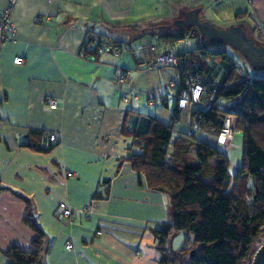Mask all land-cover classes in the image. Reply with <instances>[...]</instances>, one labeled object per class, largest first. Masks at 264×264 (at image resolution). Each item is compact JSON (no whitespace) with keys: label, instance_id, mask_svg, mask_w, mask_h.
Instances as JSON below:
<instances>
[{"label":"crops","instance_id":"1","mask_svg":"<svg viewBox=\"0 0 264 264\" xmlns=\"http://www.w3.org/2000/svg\"><path fill=\"white\" fill-rule=\"evenodd\" d=\"M8 3L0 0V12ZM193 9L219 28L264 25V0H15L14 41L0 43V264L12 245L31 250L25 205L14 194L31 201L49 239L42 264H159L152 231L169 221L168 201L131 170L128 133L147 132L150 118L171 123L180 77L170 68L138 69L126 46L156 37L143 36L151 27L177 31ZM36 17L48 22L36 25ZM112 35L124 43L118 58L116 48L92 53L97 38ZM115 66L129 74L122 86L113 80ZM188 118L181 112L174 135L189 132ZM48 135L56 137L50 152L30 148H45ZM238 167L229 162V174ZM89 200L86 220L79 210ZM60 202L72 210L70 222L54 216Z\"/></svg>","mask_w":264,"mask_h":264},{"label":"trees","instance_id":"2","mask_svg":"<svg viewBox=\"0 0 264 264\" xmlns=\"http://www.w3.org/2000/svg\"><path fill=\"white\" fill-rule=\"evenodd\" d=\"M148 34L175 40L195 36L196 48L178 55L176 68L220 85L210 110L206 114L194 110L188 118L189 132L174 135L175 123L184 111L176 103L170 124L150 118L147 132L128 133L133 139L127 157L131 170L143 175L148 189L162 193L168 201L169 221L152 231L161 255L159 264H251L264 237V67L252 69L246 63L247 73L239 75L231 56L225 51H209L193 28L180 27L173 33L151 27L143 36ZM97 39L92 53L103 48L124 51L122 42ZM142 39V35L135 38L126 49L130 51ZM89 42L90 37L86 47ZM211 64L222 67L219 79H214ZM226 101L233 105H220ZM226 116L236 117L235 131L242 135L243 157L234 175L229 174L224 153L197 139L201 132L217 137ZM55 145L47 140L45 148H30L48 153ZM14 195L25 205L23 223L33 238L30 251L10 246L3 253L6 264H42L50 249L49 239L36 222L31 201ZM180 233L186 235L185 240L192 238V245L173 251L171 239Z\"/></svg>","mask_w":264,"mask_h":264},{"label":"built area","instance_id":"3","mask_svg":"<svg viewBox=\"0 0 264 264\" xmlns=\"http://www.w3.org/2000/svg\"><path fill=\"white\" fill-rule=\"evenodd\" d=\"M15 0H9L7 8L0 12V43L14 41V26L11 21V9ZM48 18L36 17L33 23L36 25L45 24ZM252 39L264 49V25L256 21L252 32ZM197 40L193 36L183 37L182 40L156 36L151 39H142L130 48V54L134 63L143 70L160 69L162 67L171 68L182 76V86L177 91V106L179 109L187 112L188 117L192 116L194 110L202 111L206 114L215 100L216 92L220 85L217 81H210L197 74L182 73L175 67V61L179 54L194 50ZM114 56H120L119 51H115ZM15 64H20L21 59L15 58ZM113 79L117 86H121L127 81L129 74L118 67H114ZM126 102V99H123ZM46 105L50 110L57 109V103L54 99H47ZM193 120V119H192ZM195 119L193 120V123ZM236 117L226 116L222 123V129L216 137V145L221 148H227L230 145L235 131ZM49 142H56L54 135H48ZM67 178L73 177V174L66 173ZM93 202L89 200L86 205L79 210V214L84 219H88L92 210ZM54 216L58 219L70 222L73 218L72 210L63 202L57 204ZM96 235H101L97 231ZM66 250L71 249L70 242L65 243Z\"/></svg>","mask_w":264,"mask_h":264},{"label":"water","instance_id":"4","mask_svg":"<svg viewBox=\"0 0 264 264\" xmlns=\"http://www.w3.org/2000/svg\"><path fill=\"white\" fill-rule=\"evenodd\" d=\"M177 26L193 28L197 31L200 37L205 40L204 47L228 45L245 59L250 68L259 69L264 67V49L257 46L238 26L231 25L227 28H217L208 21L199 20L197 9L184 13L183 20ZM251 264H264V240L256 249Z\"/></svg>","mask_w":264,"mask_h":264},{"label":"rangeland","instance_id":"5","mask_svg":"<svg viewBox=\"0 0 264 264\" xmlns=\"http://www.w3.org/2000/svg\"><path fill=\"white\" fill-rule=\"evenodd\" d=\"M157 7H156V12L157 11L158 12L161 11V8H157ZM153 12H154V8H153ZM159 13H161V12H159ZM212 25L219 28L218 24H212ZM254 27H255V25H254ZM172 32L174 33V32H177V31L176 30H173ZM244 32H245V34H246L247 37H249L250 39H252V32H251V30H246L245 29ZM116 39H117V35L110 36V40L116 41ZM178 39L179 40H182V38H178ZM208 49L211 52H219V51H225V52H227L231 56L232 61L234 62L235 66H236V69L238 71V74L242 76V75H244V74L247 73L248 70H247V66H246V61L239 54L235 53L228 45L209 46ZM211 65L213 66V69H214V75H215L214 78L219 79L220 76L223 73L222 67L220 65H213V64H211ZM175 67H176V63H175ZM137 68L140 69L139 65L137 66ZM162 68H165V67H162ZM127 81H128V79H127ZM127 81L124 82L122 85L126 84ZM173 104H174V100L172 99V97H170V105H173ZM220 105H222V106H228V105H233V103L226 101V102H220ZM198 139L201 142L206 143L207 145L214 146V144H215L216 148L218 150H220L222 153L225 154L227 152L226 156L229 159V162L236 163L237 166H240L241 161H242V157H243L242 156V149H241L242 148V135L241 134L236 133L235 134V140L233 142H231L230 145L227 146V148L218 147L216 145L215 136L214 135H210V134L205 133V132L199 133L198 134ZM185 239H186V235L184 233L177 234L175 237H173L171 239V243H170V246H171L172 250L173 251L174 250L175 251H179L180 249H183L185 247L186 248L190 247L192 245V241H191L192 238L191 239H187V240H185ZM263 240H264V237L262 239V242H263Z\"/></svg>","mask_w":264,"mask_h":264},{"label":"bare ground","instance_id":"6","mask_svg":"<svg viewBox=\"0 0 264 264\" xmlns=\"http://www.w3.org/2000/svg\"><path fill=\"white\" fill-rule=\"evenodd\" d=\"M189 36H191V35H189ZM193 37H195V36H193ZM196 38V37H195ZM196 46H197V43H196ZM196 46H195V48H196ZM194 48V49H195ZM193 51V50H192ZM189 52H191V51H189ZM185 53H187V52H185ZM181 54H184V53H181ZM180 55V54H179ZM175 63H176V61H175Z\"/></svg>","mask_w":264,"mask_h":264}]
</instances>
